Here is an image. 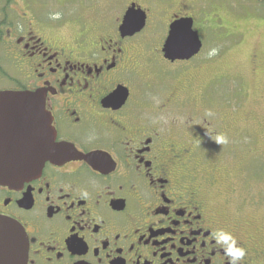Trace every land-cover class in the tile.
Wrapping results in <instances>:
<instances>
[{"label": "flooded vegetation", "instance_id": "obj_1", "mask_svg": "<svg viewBox=\"0 0 264 264\" xmlns=\"http://www.w3.org/2000/svg\"><path fill=\"white\" fill-rule=\"evenodd\" d=\"M2 1L0 94L37 93L55 143L71 152L23 183L0 184V215L18 221L27 236L26 264H228L211 238L216 228L231 231L246 248L242 264H264L254 223L217 206L210 195L215 180L197 161L202 146L225 137L228 118L222 131H212V121L193 126L191 117L165 127L151 115L176 110L196 89L185 72L167 84L155 79L141 40L152 10L131 0L112 15V25L96 21L71 36L60 34L34 0L33 7ZM133 6L146 24L126 34L121 25ZM181 17L191 16L173 12L166 38L152 49L165 60L170 26ZM161 87V102L151 105L147 91ZM18 131L0 140L29 163L38 135Z\"/></svg>", "mask_w": 264, "mask_h": 264}, {"label": "rangeland", "instance_id": "obj_2", "mask_svg": "<svg viewBox=\"0 0 264 264\" xmlns=\"http://www.w3.org/2000/svg\"><path fill=\"white\" fill-rule=\"evenodd\" d=\"M25 1L32 6L30 0ZM128 1L131 0H34L36 7L56 20L60 34L71 36L96 21L112 25V15L118 14ZM138 2L153 12L145 28L148 34L141 40L147 47L146 60L151 62L155 79L167 84L185 72L188 74L184 78L194 76L196 87L187 95L186 104L172 111H151L152 117L165 127L170 120L171 124L174 120L188 124L191 117L193 126L203 122L207 126L212 121V131H222L220 127L227 124L224 120L228 118L227 143L213 140L214 145L202 146L197 161L206 177L215 180L210 195L217 206L238 220L252 221L264 240V0ZM178 11L194 18V29L203 46L189 61L171 63L152 49L160 47L168 33L166 21ZM154 75L151 73L152 78ZM161 89L147 91L145 97L151 105L161 102L166 91L165 87Z\"/></svg>", "mask_w": 264, "mask_h": 264}, {"label": "water", "instance_id": "obj_3", "mask_svg": "<svg viewBox=\"0 0 264 264\" xmlns=\"http://www.w3.org/2000/svg\"><path fill=\"white\" fill-rule=\"evenodd\" d=\"M146 24L145 13L131 7L125 14L121 30L126 34L141 31ZM203 46L193 17H181L172 22L164 45L167 60H189ZM12 123L9 124L8 122ZM23 132H35L39 138L38 149L29 163L19 160V148H11L0 140V184L15 186L41 173L47 161L60 162L70 151L57 145L49 114L37 93L6 91L0 94V137ZM26 128V129H25ZM28 240L23 226L16 220L0 215V264H26Z\"/></svg>", "mask_w": 264, "mask_h": 264}, {"label": "clouds", "instance_id": "obj_4", "mask_svg": "<svg viewBox=\"0 0 264 264\" xmlns=\"http://www.w3.org/2000/svg\"><path fill=\"white\" fill-rule=\"evenodd\" d=\"M216 142L219 144L227 143V138L224 136H217ZM211 238L216 246L223 249L228 258V264H242L247 255V250L231 231L224 228L213 229Z\"/></svg>", "mask_w": 264, "mask_h": 264}]
</instances>
